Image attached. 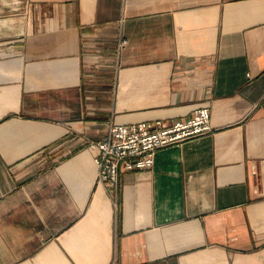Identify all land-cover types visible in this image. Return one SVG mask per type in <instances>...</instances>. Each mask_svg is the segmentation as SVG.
<instances>
[{
  "label": "crops",
  "instance_id": "obj_1",
  "mask_svg": "<svg viewBox=\"0 0 264 264\" xmlns=\"http://www.w3.org/2000/svg\"><path fill=\"white\" fill-rule=\"evenodd\" d=\"M200 106L95 181L107 123ZM0 264H264V0H0Z\"/></svg>",
  "mask_w": 264,
  "mask_h": 264
},
{
  "label": "built area",
  "instance_id": "obj_2",
  "mask_svg": "<svg viewBox=\"0 0 264 264\" xmlns=\"http://www.w3.org/2000/svg\"><path fill=\"white\" fill-rule=\"evenodd\" d=\"M208 119V108L200 106L186 116L169 121L107 123L104 133L88 142V147L95 151L92 158L96 167L95 181L115 192L120 171L150 168L157 149L210 132Z\"/></svg>",
  "mask_w": 264,
  "mask_h": 264
},
{
  "label": "bare ground",
  "instance_id": "obj_3",
  "mask_svg": "<svg viewBox=\"0 0 264 264\" xmlns=\"http://www.w3.org/2000/svg\"><path fill=\"white\" fill-rule=\"evenodd\" d=\"M154 156V155H153ZM153 162V161H152Z\"/></svg>",
  "mask_w": 264,
  "mask_h": 264
}]
</instances>
